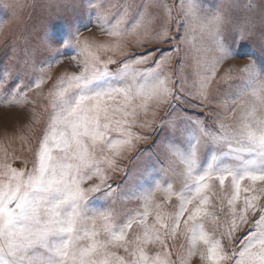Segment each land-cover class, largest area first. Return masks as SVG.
Masks as SVG:
<instances>
[{"label":"snow or ice","instance_id":"obj_1","mask_svg":"<svg viewBox=\"0 0 264 264\" xmlns=\"http://www.w3.org/2000/svg\"><path fill=\"white\" fill-rule=\"evenodd\" d=\"M0 43V264H264V0H0Z\"/></svg>","mask_w":264,"mask_h":264},{"label":"rangeland","instance_id":"obj_2","mask_svg":"<svg viewBox=\"0 0 264 264\" xmlns=\"http://www.w3.org/2000/svg\"><path fill=\"white\" fill-rule=\"evenodd\" d=\"M87 18V17H85ZM83 19V21H79V26L81 30H85V27H90L91 24H89L88 19ZM38 28H46L49 34L60 36L63 39H66L69 35V28L65 23V19L63 17H57V16H45L42 15L39 11L35 14V17L32 21ZM95 29H92L91 31H85L83 32V35L86 37H93V32H95ZM95 39L104 40L107 39L106 37H93ZM241 52H248V51H255L250 45H245L242 49H240ZM65 54L68 56L75 54V48H66ZM3 55V44L0 43V56ZM233 63H236L238 66L242 65L245 61L244 60H236L232 61ZM62 71V68L60 65H54L52 69V75L53 78H55L60 72ZM48 90V87H44V92L46 93ZM43 103H46L43 102ZM37 113L41 116V124H43V119L46 118L47 113L44 112V110L40 107H37ZM14 127H22V116L16 112L15 110H8V115H5V111L3 108H0V140H3L5 131L11 135L12 129ZM15 147L17 149L20 148V141H15ZM29 159H31V154H28ZM122 164H126L127 161H122ZM116 183H119V181H116ZM123 207L126 209H134L138 206L136 205H128L126 203V200L123 201Z\"/></svg>","mask_w":264,"mask_h":264},{"label":"crops","instance_id":"obj_3","mask_svg":"<svg viewBox=\"0 0 264 264\" xmlns=\"http://www.w3.org/2000/svg\"><path fill=\"white\" fill-rule=\"evenodd\" d=\"M85 19H88V18H85ZM161 195H162V194L158 193V194H157V199H159ZM126 203H127L128 205H136V206H139V205H138V202L135 201V200H126Z\"/></svg>","mask_w":264,"mask_h":264}]
</instances>
